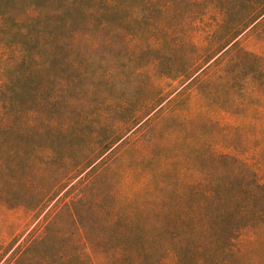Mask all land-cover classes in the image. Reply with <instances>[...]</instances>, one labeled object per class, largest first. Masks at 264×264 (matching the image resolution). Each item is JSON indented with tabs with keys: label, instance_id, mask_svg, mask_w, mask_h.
Listing matches in <instances>:
<instances>
[{
	"label": "trees",
	"instance_id": "trees-1",
	"mask_svg": "<svg viewBox=\"0 0 264 264\" xmlns=\"http://www.w3.org/2000/svg\"><path fill=\"white\" fill-rule=\"evenodd\" d=\"M255 156L264 0H0V206L48 208L10 264H235Z\"/></svg>",
	"mask_w": 264,
	"mask_h": 264
},
{
	"label": "rangeland",
	"instance_id": "rangeland-1",
	"mask_svg": "<svg viewBox=\"0 0 264 264\" xmlns=\"http://www.w3.org/2000/svg\"><path fill=\"white\" fill-rule=\"evenodd\" d=\"M247 45L251 50H255L257 52L261 50V46L259 44H255L253 40L248 42ZM108 152L109 151H106L104 155L99 157L97 161L87 168L85 172L81 173L75 180L72 181V183L62 189L57 197L52 201L51 205L61 195H64L68 191L69 187L73 185L87 171H89L91 167L102 160L108 154ZM257 157L258 156L254 157L256 159V164L260 171L262 170L260 174H263L264 159ZM104 160H102V162ZM46 210L36 218L35 214L32 212H28L23 209L11 210L5 206H0V264H10L13 257V251H15L18 246L26 241L27 235L31 231H33L32 233L35 232L34 230L37 228V225L44 216ZM239 246L242 248V250L239 254H236L237 256H235V264H264V241L260 244H257L255 243V239H253L251 233H246L241 236Z\"/></svg>",
	"mask_w": 264,
	"mask_h": 264
}]
</instances>
